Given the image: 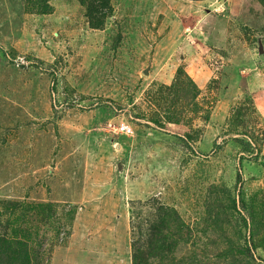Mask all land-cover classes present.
I'll use <instances>...</instances> for the list:
<instances>
[{
	"label": "rangeland",
	"instance_id": "1",
	"mask_svg": "<svg viewBox=\"0 0 264 264\" xmlns=\"http://www.w3.org/2000/svg\"><path fill=\"white\" fill-rule=\"evenodd\" d=\"M0 240L264 264V0H0Z\"/></svg>",
	"mask_w": 264,
	"mask_h": 264
},
{
	"label": "trees",
	"instance_id": "2",
	"mask_svg": "<svg viewBox=\"0 0 264 264\" xmlns=\"http://www.w3.org/2000/svg\"><path fill=\"white\" fill-rule=\"evenodd\" d=\"M82 1V0H81ZM99 6V7H98ZM102 5H96V4H88V6L86 7V19H87V24L91 27V28H98L102 22H103V18L106 15V13H104L102 11ZM99 15V19L96 18L95 16ZM248 143H242V148L247 149L248 147ZM241 176L239 173H236L235 176V180L237 183L240 182ZM1 243H3V247L6 245L4 240H0V247ZM4 248H0V264H22L21 260L23 259L24 262H27L26 259V255L22 254L20 259V255L17 253H12V252H7L5 249L3 251Z\"/></svg>",
	"mask_w": 264,
	"mask_h": 264
}]
</instances>
